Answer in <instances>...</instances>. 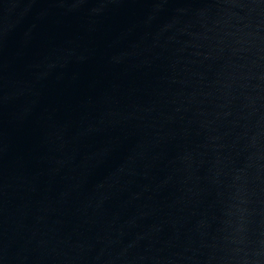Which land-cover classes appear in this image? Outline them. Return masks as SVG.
I'll return each mask as SVG.
<instances>
[{"label": "water", "instance_id": "obj_1", "mask_svg": "<svg viewBox=\"0 0 264 264\" xmlns=\"http://www.w3.org/2000/svg\"><path fill=\"white\" fill-rule=\"evenodd\" d=\"M0 264H264V0H0Z\"/></svg>", "mask_w": 264, "mask_h": 264}]
</instances>
